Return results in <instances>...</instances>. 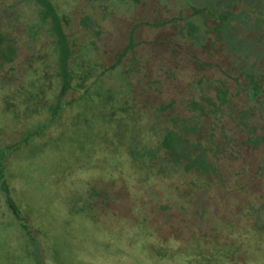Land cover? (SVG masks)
<instances>
[{"label": "trees", "instance_id": "trees-1", "mask_svg": "<svg viewBox=\"0 0 264 264\" xmlns=\"http://www.w3.org/2000/svg\"><path fill=\"white\" fill-rule=\"evenodd\" d=\"M32 1L38 5L39 21L46 23L47 31L38 34L36 30L28 32L29 27L24 29L22 25L21 31L28 34L31 40L5 29L0 20V82L3 83L0 87H12L16 77L26 76L27 73L23 68L15 66L18 52L23 49L33 50L39 34H48L49 38H54L56 41L53 62L54 69L58 70V73H54L51 77L47 68H44L45 71L41 72L39 77L42 82L39 84L37 94L28 91L38 84L32 79L27 86L21 84L20 87L12 88L15 89L13 93L18 92L19 95L26 93L22 101L25 107H30L33 112L36 111L37 114L33 113L36 114L34 117L40 115L38 108L48 103L43 94L49 90L52 95L55 89L49 86L50 81L56 80L58 92L54 93V99L51 100L53 110L51 108L52 112L45 123L34 129L24 126L26 129L22 132L21 129L16 130V134L12 131L4 139L5 143H0V179H2L0 191L9 209L17 215L8 182L2 173L5 170L6 155L16 151L20 145L32 142L44 132L46 127L55 130L57 126H53L62 119L60 114L66 105L84 99L83 91L86 88L88 90V87L93 93L90 99L97 98V104H102L99 113L102 125L106 129L103 132L107 137L103 138L108 139L107 129L110 128L114 133L117 125L121 124L118 119L119 114L126 112L132 106L128 102V95L126 97L115 95L112 88H108L106 90L108 94H105L102 81L99 84L94 73L99 70L102 74L111 73L116 66L108 68L104 66L107 64H103L99 59L109 57L110 60L116 56L117 60L126 59L130 63V53H139L142 50L149 52V61L153 63V69L151 71L150 68L148 76L153 78L154 72L158 71L156 80L159 87L150 92L151 98L161 112L169 111L170 117L175 120H168L167 124L164 122L166 125L164 129L159 127L160 122H158L143 141H136L130 144L133 145L132 148L122 150L127 155L121 151L124 157L118 156L113 169L123 170L119 172L130 184L122 185L119 178L121 188L118 192L115 189L107 194L115 193L122 196L121 192H125L124 194H127L125 197L131 203V211L133 206L141 208V213L134 214V217L148 215L158 228L159 226L171 228L173 239L176 236L181 237V233L183 242H186L192 235H196V231L199 232L203 240L199 242L198 245L201 246L196 252L207 255L205 257L212 264H221L219 261L222 258H215V252L224 254L228 252L227 248L230 246L233 255L228 257L229 264H241L236 260L238 258L236 256L241 251L235 247L243 248L254 244L255 250L264 252V15L258 16V11L261 9L259 4L264 0H213L215 6L213 10L209 6L183 9L177 2L172 4L170 0H164V4L160 0H154L153 4L147 6L141 5L137 0L134 8L138 11L136 12L138 15L135 14V17L139 16L140 20L135 27H127L129 32L125 35L126 49L119 47L120 45L115 42L116 38L108 36L107 29L102 26V23L108 24L107 20L102 19L99 24L100 13H98L100 20L89 15L90 25L82 20L81 24L85 29L93 24L92 30H96L98 36L102 35L100 40L110 37L116 44L115 50L118 56L114 49L110 53L101 50L104 53L97 55L99 58L94 56L95 61H92L90 56L84 58L83 62H77L76 66L69 67L66 63L68 56L58 49L61 45L63 51L67 52V40L69 45V36L72 35L66 29H61L60 24L64 25L65 16L58 12L52 0ZM244 12L249 19L243 18ZM187 15L191 22L188 31H184L180 29L181 21L182 16ZM50 22L58 31L53 29L51 32ZM40 23L31 27L40 26ZM245 26L250 27V30L247 29L251 32L250 35H260L259 39L261 43L263 42L262 54L253 56L243 53L240 35ZM150 34L154 36L151 37ZM162 36L169 37L168 47L162 42L151 43ZM20 41L23 43L21 49V45L18 44ZM93 42L95 43L92 44V48L98 43L96 40ZM182 49L186 50L189 58H181L184 56L179 55ZM43 59L45 58L42 57L41 60ZM27 61L33 65L32 55L29 57L28 54ZM133 66L137 68L135 64ZM168 70H175V73L169 75ZM27 75L30 76L32 73ZM182 82L187 84L188 89H181ZM169 85L173 86V89L165 90ZM68 92L75 94L76 97L71 100L66 99L65 95ZM13 100L14 97L9 98L10 102ZM33 106L36 108L34 109ZM193 116L194 121H192ZM184 122L185 124L196 122V127L191 126L192 130L186 132L187 134L176 130L177 125ZM203 124L221 130L206 139L203 136L205 131ZM98 140L102 141V138ZM105 143L104 150L108 151L112 147L111 140L109 139V142L105 140ZM110 150L113 151V148ZM142 151H149L147 154L150 162L147 167L156 171L154 177L146 178L145 171L138 166V158L145 154ZM95 156L101 163L109 160L107 155L102 157L100 151H96ZM137 182L148 184V194L145 195L143 203L132 189V183L138 184ZM110 185L113 186L114 182L111 181ZM213 188L220 191L216 198L210 192ZM150 192L153 194L149 195ZM167 196L173 200H168ZM162 197L165 198L162 200ZM149 200L156 204L149 207ZM109 201L110 198L107 202ZM118 201L112 211L115 212L118 221H126L131 212H128V206H124L127 203L125 199ZM144 208H148V211ZM136 223L140 224V221ZM194 225L199 226V229L194 230ZM22 226L27 227L24 224ZM156 234L158 233H150V238ZM163 237H160L161 241H165L169 236ZM226 239L228 241H225ZM211 246L214 250L209 253ZM243 252L246 254L244 250Z\"/></svg>", "mask_w": 264, "mask_h": 264}, {"label": "rangeland", "instance_id": "rangeland-1", "mask_svg": "<svg viewBox=\"0 0 264 264\" xmlns=\"http://www.w3.org/2000/svg\"><path fill=\"white\" fill-rule=\"evenodd\" d=\"M138 1L141 5L149 6L153 4L154 0ZM138 1L52 0L58 12L66 19L63 21L64 25L60 24L61 29H66L68 33L72 34L71 37L69 36V45L67 40V52L63 51L61 45L58 46V49L68 56L67 67L76 66L77 62H83L84 58L90 56L92 61H95L94 56L99 58L97 55L104 53L101 50L110 53L114 49L118 56V52L115 50L116 44L110 37L100 40L102 35L98 36L96 30H92L93 24L85 29L81 20L90 25L91 17L89 15L100 20L98 14L100 13L99 24L102 19L107 20L108 24L102 23V26L107 29L108 36L116 38L115 42L124 49L127 45L125 35L129 32L127 27L132 26L133 28L139 24V16L135 17V14L138 15L136 13L138 11L134 8ZM160 1L164 4V0ZM170 1L173 2L172 4L177 2L178 6L183 9L209 6L213 10L215 7L213 0ZM259 5L261 9L258 11V16L263 17L264 1ZM247 17L248 15L244 12L243 18ZM0 20L5 29L28 39L31 37L21 31L22 25L24 29L29 27L28 32L36 30L35 32L38 34L47 31L46 23L39 21L38 5L32 0H0ZM190 22L191 19L188 18V15L182 16L180 29L188 31ZM38 23L40 26L31 27ZM50 25L51 27H48L51 32L53 29L58 31L51 22ZM246 27L240 35L243 53L253 56L262 54L263 42L261 43V39H259L260 35H250L251 32L248 31L250 27ZM95 40L98 42L97 46L92 48ZM168 40L169 37L162 36L151 43L162 42L168 47L170 45ZM21 43V41L18 42L19 46L21 45L20 49L23 46ZM55 49L54 38H49L48 34H39L33 50H28L29 53L26 49L20 50L15 66L23 68L25 73H32V75L16 77L17 79L12 82V87H20L21 84L27 86L30 83L29 80L32 79L38 84L29 88L28 91L37 94L39 84L42 82L39 77L41 72L45 71L44 68H47L51 77L58 71L54 69L53 62ZM59 50L56 51L57 54L60 53ZM185 51L184 49L179 53V55H184L181 58H189V54ZM28 54L29 57L32 55L33 65L27 61ZM148 54L149 52L142 50L139 53L131 52L130 63L126 59L117 60L116 56L110 60L109 57H100L101 60L99 59L103 64L106 63L107 65L104 66H108V68L116 66V69L111 73L102 74L100 70L96 74L94 73L98 83L100 84L102 81L105 94H108L106 91L108 88H112L115 95L123 97L128 95V102L132 106L126 112L119 114L118 119L121 124L117 125L114 133L110 128L107 129L108 139H105L107 137L103 130L106 131V129L102 125L99 113L102 104H97V98L90 99L93 93L88 87V90L86 88L83 91L84 99L72 105H66L62 113L60 112L62 119L53 126H57L55 130L46 127L44 132L35 137L32 142L26 145L22 144L16 151L6 155L7 161L4 162L5 170L2 173L8 182L18 217L13 210L9 209L4 195L0 191V264H212L205 257L207 255L196 252V249L201 246L198 245L199 242L203 240L199 232L196 231V235H192L186 242H183L181 233V237L176 236L177 239H175L176 237L173 239L171 228L159 226V229L155 221H152L148 215L143 213V217H134V214L141 213V208L133 206V211H131V203L125 197L127 196L124 194L125 192H121L122 196L115 193L107 194L115 189L118 192L121 188L119 178L122 185L130 184L119 172H123V170L113 169L114 162H117L118 156L122 155L121 151L132 148L133 145L130 144L136 141H143V138L152 132L151 128L158 122H160L159 127L164 129L168 120H175L170 117L169 111L161 112L159 106L157 107L154 104V99L151 98L150 92L155 91L159 84L156 80L158 71L154 72L153 78L148 76L150 68L151 71L153 69V63L149 61ZM42 57L45 59L41 60ZM127 63L128 65H126ZM134 64L137 66L136 69ZM174 73L175 70L167 71L169 75ZM182 83L181 89H188L187 84ZM2 84L0 82V86ZM49 86L52 89L55 87V89L52 95L49 90L43 94L48 103L42 104V107L38 108L40 115L37 117H34L37 114L36 111H31L30 107H25L23 104L22 99L26 93L19 95L18 92L13 93L15 89L12 87H0V143H5L4 139L12 131L16 134V130L21 129L22 132L26 129L24 126L34 129L48 120L53 110L51 100L54 99V93L58 92L56 80L55 82L50 81ZM170 89H173V86L169 85L167 89L165 88L168 91ZM7 97H14V100L10 102ZM74 97L76 95L71 92L65 95V98L70 100ZM34 100L36 102V99ZM33 108L36 107L33 106ZM161 113L163 114L159 117ZM194 120L193 116L192 121ZM195 124L196 122L188 124L184 122L177 125L176 130L187 134L186 132L192 130L191 126L196 127ZM203 125L205 126L203 136L206 139L221 130H216L211 125ZM100 137L102 141L98 140ZM109 139L112 143L110 149L113 148V151L104 150L105 140L109 142ZM96 151H100L102 157L107 155L109 160L106 163H101L95 156ZM122 152L127 155L126 152ZM142 152L145 154L138 158V166L142 171H145L146 178L154 177L156 171L147 167L150 162L149 154H147L149 151ZM111 181L114 182L113 186L110 185ZM132 187L142 203L145 202L148 184L146 182L132 183ZM210 192L216 198L220 191L213 188ZM152 194L153 192L149 193V195ZM109 198L110 201L107 202ZM163 198L165 197H162V200ZM167 198L173 200L169 196ZM121 199H125L127 203L124 206H128V212H131L127 222L125 220L118 221L115 212L112 211L116 202L118 203V200ZM153 204L156 202L149 200V207H152ZM144 210L148 211V208H144ZM186 213L189 214V212ZM138 221L140 224L136 223ZM22 224L27 226V229ZM196 229H199V226L194 225V230ZM150 233L158 234L150 238ZM162 235L169 237H166L165 241H161L160 237L164 238ZM231 238L233 239V237ZM230 248L232 246L227 248L228 252L224 254L215 252V258H222L219 261L221 264H229L228 257L233 255ZM235 249L241 251L236 256L238 257L236 260L241 264L264 262V252L255 250L254 244L249 247L246 245L243 248L235 247ZM212 250L214 248L211 246L209 253Z\"/></svg>", "mask_w": 264, "mask_h": 264}]
</instances>
